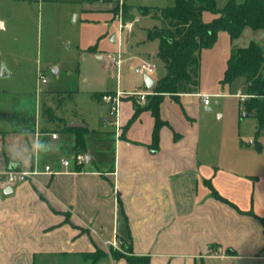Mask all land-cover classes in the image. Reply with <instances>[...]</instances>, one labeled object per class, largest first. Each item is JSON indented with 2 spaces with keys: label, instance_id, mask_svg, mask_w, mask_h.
I'll return each instance as SVG.
<instances>
[{
  "label": "crops",
  "instance_id": "obj_1",
  "mask_svg": "<svg viewBox=\"0 0 264 264\" xmlns=\"http://www.w3.org/2000/svg\"><path fill=\"white\" fill-rule=\"evenodd\" d=\"M87 1L85 11L111 12L117 3ZM5 27L0 19V29ZM121 45L118 41L117 53L101 55L117 68L116 90L153 92L143 76L136 87L120 85ZM119 53L117 65L112 56ZM4 71L2 76L11 75ZM150 76L155 85L161 78ZM203 93L210 94L199 87L178 99L165 94L157 138L156 120L147 107L151 94L144 100L122 99L119 133L110 125L90 128L76 116L65 121L52 107L53 116L43 112L50 125L1 122L0 264H131L111 254V248L127 252L130 247L134 254L148 256L149 264H264V186L200 157L201 129L195 120ZM68 127L85 128L84 148H76L77 132ZM35 137L51 147L34 157L29 168L14 166L7 146ZM257 148H262L260 142ZM77 154L85 157L80 164ZM66 159L69 164L63 163ZM10 169L38 173L6 194L2 184ZM97 249L108 255L96 261L84 256Z\"/></svg>",
  "mask_w": 264,
  "mask_h": 264
},
{
  "label": "rangeland",
  "instance_id": "obj_2",
  "mask_svg": "<svg viewBox=\"0 0 264 264\" xmlns=\"http://www.w3.org/2000/svg\"><path fill=\"white\" fill-rule=\"evenodd\" d=\"M227 1L216 0L217 7L222 8ZM174 2L117 0L116 10L99 12L85 11L84 6L90 3L87 0H0V19L6 24L0 29V123L50 125L43 115L48 104L65 121L76 116L85 119L90 128L106 127L103 116L108 108L95 93L116 91L118 77L117 68L101 55L117 53L121 37L124 61L119 83L123 88L138 86L143 76L138 71L141 61L155 65L151 73L154 78L165 75L166 66L157 54L158 40L147 36V30L161 25V20L140 8ZM126 7V20H134V26L121 31L118 16ZM215 16L203 12L206 21ZM114 35L116 41H112ZM252 40L262 43L264 28L246 27L235 40L221 30L213 46L202 49L199 88L210 93V102L205 104L201 99L195 123L201 129L200 157L206 155L241 176L248 174L264 186V126L259 128L258 117L247 114L245 100L235 95L245 94L244 77L224 86L220 83L231 48L246 46ZM91 45H96V52L89 49ZM2 69L11 75L2 76ZM40 72L46 77L45 83H38ZM137 103L143 105L145 101Z\"/></svg>",
  "mask_w": 264,
  "mask_h": 264
},
{
  "label": "trees",
  "instance_id": "obj_3",
  "mask_svg": "<svg viewBox=\"0 0 264 264\" xmlns=\"http://www.w3.org/2000/svg\"><path fill=\"white\" fill-rule=\"evenodd\" d=\"M140 10L144 14L153 12L161 20V25L147 31L148 39L158 40V56L167 69L154 86L151 101L147 105L156 120L154 138H157L160 126L164 123L159 109L164 95L169 94L178 99L181 93L197 92L202 49L213 46L221 30L228 32L231 40H235L246 27L263 29L264 0H228L222 8L217 7L216 0H175L172 5L154 8L142 6ZM204 11L213 12L216 16L206 21L203 19ZM123 18H128L127 7L123 10ZM89 49L96 52V45H91ZM238 77H244L245 80L247 114L254 113L258 117L261 129L264 126V40L262 43L252 40L246 46L231 48L220 83L223 86L231 84ZM102 94L95 93V97L100 100ZM140 110L138 107L134 116ZM43 112L45 116H53L51 107L44 106ZM68 129L77 132L76 148H84L85 128L82 131L79 128ZM129 249L126 252L111 248V254L115 258L124 257L131 264H149L148 256L136 255L131 247ZM106 255L108 253L103 249L84 253L86 258L93 261Z\"/></svg>",
  "mask_w": 264,
  "mask_h": 264
},
{
  "label": "built area",
  "instance_id": "obj_4",
  "mask_svg": "<svg viewBox=\"0 0 264 264\" xmlns=\"http://www.w3.org/2000/svg\"><path fill=\"white\" fill-rule=\"evenodd\" d=\"M122 2V0H121ZM119 21H120V29L121 31L123 29H128L131 30L134 26V20L132 21H127L124 20L123 18V10H120L119 13ZM121 37H119L118 41L119 44H121ZM112 61L117 63V65H120L122 62L121 55L120 53L118 56H112ZM139 69L146 73V74H151L155 70V65L153 63L143 61L139 65ZM46 82V77L43 75V73H39V78H38V83H45ZM153 92L151 91H124L121 89H118L114 92H106L102 94L101 101L104 102L107 105V114L103 116V122L107 125H110L114 127L117 131V133L120 132L121 130V103L122 99L124 97H136L139 100H144L146 99L147 95L152 94ZM237 95L241 99H245L248 97L246 94L242 93H237ZM202 98L205 104H208L210 102V94L203 93ZM54 137H56V133L53 134ZM85 160V157L82 154H77L76 155V162L78 164L82 163ZM64 164H69V160L66 159L63 161ZM45 170L47 172H50V166H46ZM14 173V175H11ZM38 173L37 170H19V169H10L7 171V177L5 182L2 184L3 187L11 186L14 187L15 185L28 180L30 177L36 175ZM11 176V178H10ZM113 246L117 247V242H113Z\"/></svg>",
  "mask_w": 264,
  "mask_h": 264
},
{
  "label": "clouds",
  "instance_id": "obj_5",
  "mask_svg": "<svg viewBox=\"0 0 264 264\" xmlns=\"http://www.w3.org/2000/svg\"><path fill=\"white\" fill-rule=\"evenodd\" d=\"M50 147V142L41 140L39 137H35L30 142L25 143L13 141L7 146V152L9 159L14 166L29 168L33 163L34 157L38 154L41 155L45 153L44 150L49 149ZM11 175H14V173Z\"/></svg>",
  "mask_w": 264,
  "mask_h": 264
},
{
  "label": "water",
  "instance_id": "obj_6",
  "mask_svg": "<svg viewBox=\"0 0 264 264\" xmlns=\"http://www.w3.org/2000/svg\"><path fill=\"white\" fill-rule=\"evenodd\" d=\"M114 40V36L112 38ZM2 75L5 74L4 69H2ZM143 82L146 85L147 88H152L155 85V80L149 75V74H143ZM73 125L79 126L80 124L78 122H75ZM88 159V158H87ZM13 188L11 186H7L4 188V193L9 194L11 193Z\"/></svg>",
  "mask_w": 264,
  "mask_h": 264
}]
</instances>
